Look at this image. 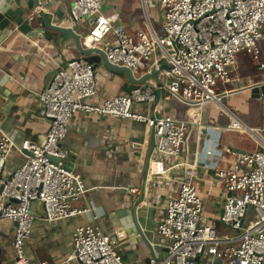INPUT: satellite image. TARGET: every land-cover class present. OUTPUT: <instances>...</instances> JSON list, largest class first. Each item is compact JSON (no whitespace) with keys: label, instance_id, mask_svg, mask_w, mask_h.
<instances>
[{"label":"built area","instance_id":"built-area-1","mask_svg":"<svg viewBox=\"0 0 264 264\" xmlns=\"http://www.w3.org/2000/svg\"><path fill=\"white\" fill-rule=\"evenodd\" d=\"M150 1L163 9L161 34L150 26L134 35L127 33L115 24L118 12H102V0H72L68 15L76 23L90 24L81 36L83 47H99L112 64L133 71H156L157 80L91 103L88 99L97 94L95 64L82 58L67 60L39 93V112L49 121L43 139H26L17 146L6 134L0 136V222L13 223V264H30L25 242L34 220L33 202L41 204L43 219L49 224L89 210L75 206L87 188L64 164L69 151L61 146L74 112L141 121L153 128V153L163 158L150 160L148 175L164 174L169 167L163 159L175 160L185 151L187 127L201 124L202 107L264 83V78H242L234 73L240 52L251 55L257 69L264 72V0H140L141 6L147 7ZM162 89L165 93L160 96ZM170 97L186 105V120L156 115L154 110L146 114L135 107ZM229 125H243L263 146V150L236 153L230 167L216 172L229 193L222 203L219 226L236 232L220 233L219 226L204 220L197 187L192 178H183L177 194L166 201L157 225L166 255L150 258L147 264H264V137L259 132L264 127H247L236 116ZM13 148L24 158L4 177V164ZM212 149L205 154L212 155ZM176 165L179 162L170 167ZM124 237L122 230L110 235L95 222L78 225L67 259L75 258L80 264H124L117 251Z\"/></svg>","mask_w":264,"mask_h":264},{"label":"crops","instance_id":"crops-1","mask_svg":"<svg viewBox=\"0 0 264 264\" xmlns=\"http://www.w3.org/2000/svg\"><path fill=\"white\" fill-rule=\"evenodd\" d=\"M72 0H42L48 2L54 15L64 12L57 22L71 25L81 33L89 30L88 21L74 22L68 15ZM132 1V2H131ZM104 14L119 13L115 24L127 33L152 27L161 34L162 7H142L140 0H108ZM66 7H63V5ZM103 4V2H102ZM136 7H133L135 6ZM73 37L53 32L51 40L40 34L32 35L18 30L0 41V136L6 134L20 145L23 140L41 141L49 121L40 114L42 103L39 93L48 83L51 74L65 61L80 57ZM235 74L255 80L264 78V72L254 74L245 61L239 63ZM240 64L243 66H240ZM97 94L88 99L100 102L114 95L125 93L126 75L107 69L103 63L95 64ZM136 77L144 75L142 68L134 70ZM155 81L153 77L145 80ZM230 87L229 85H227ZM164 89L160 96L164 95ZM136 109L156 115H171L179 120L188 117L186 105L175 97L160 99ZM234 116L257 130L264 127V94L253 97L249 89L227 95L217 103L208 102L200 111L201 124H189L186 130L185 151L175 160L164 158L167 173L148 175L146 160L151 146V128L144 122L86 113L74 112L69 121L66 137L61 146L67 149L64 164L83 180L87 190L75 202L88 211L47 223L39 202L32 204L34 220L30 236L25 242V252L30 264H80L68 260L73 251L72 232L81 224L95 222L107 234L122 230L125 237L117 247L124 264H147L150 258L166 255L167 248L157 234V225L164 214L166 201L177 194L179 181L190 177L202 199V215L207 223L219 218L218 209L227 191L217 177V169L230 167L236 153L263 150L262 144L243 125L230 127ZM264 137V130L259 131ZM212 147V155L205 151ZM23 154L13 148L4 164L2 175L21 164ZM153 158H163L152 153ZM175 162L179 165L170 167ZM217 165V166H216ZM135 188L133 192L130 189ZM220 233L232 235L236 231L227 227ZM13 223L0 222V264H13Z\"/></svg>","mask_w":264,"mask_h":264},{"label":"water","instance_id":"water-1","mask_svg":"<svg viewBox=\"0 0 264 264\" xmlns=\"http://www.w3.org/2000/svg\"><path fill=\"white\" fill-rule=\"evenodd\" d=\"M49 3L43 5L42 0H0V41L4 36L9 35L15 30L22 33H28L32 35L40 34L47 40H51L53 32L56 31L61 33L64 37L67 35L73 37L75 41V47L78 50L80 57L92 64L103 63L107 69L115 71L121 74H125L130 85L123 87L125 92H130L136 89L142 84L147 78L153 77L157 80L156 71L153 73H145L139 77H136L134 71L126 66L112 64L106 57L105 52L99 47H83L81 44V33L77 32L71 25H61L57 22L63 17L64 12L61 10L52 14L49 10ZM63 7H66L64 4ZM251 91L253 97H260L264 94V83L259 86H253L248 88ZM155 145V133L154 129L151 128V146L149 154L146 160L145 172L148 173L149 162L153 153ZM2 186H0L1 191ZM229 193L227 192L226 196ZM224 202V199L222 203ZM222 203L219 206L218 214L222 212ZM220 224L219 219L214 220L215 227ZM198 260V258L196 259Z\"/></svg>","mask_w":264,"mask_h":264},{"label":"rangeland","instance_id":"rangeland-1","mask_svg":"<svg viewBox=\"0 0 264 264\" xmlns=\"http://www.w3.org/2000/svg\"><path fill=\"white\" fill-rule=\"evenodd\" d=\"M121 1H122V4H126V0H121ZM102 2H103V4H102L103 7H109V6H110V5L107 3L108 0H102ZM131 2H132V1H131ZM152 2H153V1L148 2L147 7H156V5H155V6L152 5ZM133 7H136V5L133 6ZM158 7H159V6H158ZM237 59L240 60L239 63L242 62V64H243V61H245L246 64H247V67L250 69V71H251L252 73H254V74L259 73V70L257 69L256 64H255V61H254V59L252 58L251 55H249V54H247V53H245V52H240V53H238V55H237ZM240 66H242V65L240 64ZM242 67H243V66H242ZM221 228H222L223 231L228 230L227 227H225V226H222Z\"/></svg>","mask_w":264,"mask_h":264}]
</instances>
